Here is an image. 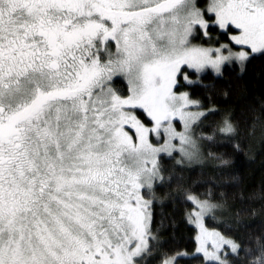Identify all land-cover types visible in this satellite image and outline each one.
I'll list each match as a JSON object with an SVG mask.
<instances>
[{
    "label": "snow or ice",
    "instance_id": "obj_1",
    "mask_svg": "<svg viewBox=\"0 0 264 264\" xmlns=\"http://www.w3.org/2000/svg\"><path fill=\"white\" fill-rule=\"evenodd\" d=\"M257 54L264 0H0V264H229L217 198L188 189L194 251L150 259L155 196L164 163L229 165L205 143L235 128L204 136L185 89ZM245 254L264 264V242Z\"/></svg>",
    "mask_w": 264,
    "mask_h": 264
},
{
    "label": "trees",
    "instance_id": "obj_2",
    "mask_svg": "<svg viewBox=\"0 0 264 264\" xmlns=\"http://www.w3.org/2000/svg\"><path fill=\"white\" fill-rule=\"evenodd\" d=\"M212 38L225 40L216 32ZM205 40L201 36L194 43ZM114 83L126 92L123 80ZM185 90L210 112L201 129L204 136L213 135L225 119L232 123L235 133L230 141L205 143V152L225 156L230 163L223 172L218 161L208 156L187 165L182 172L176 171L175 162L163 164L176 179L171 187L166 185L156 192L152 222L156 247L150 259L176 250L194 251L193 226L188 222L189 209L183 199L188 189L200 194L213 192L223 215L207 223L243 250L233 255L229 264H250L245 253L255 250L258 241L264 242V55H255L244 67H225L220 75L205 73ZM185 260L188 264L200 263L191 257Z\"/></svg>",
    "mask_w": 264,
    "mask_h": 264
},
{
    "label": "rangeland",
    "instance_id": "obj_3",
    "mask_svg": "<svg viewBox=\"0 0 264 264\" xmlns=\"http://www.w3.org/2000/svg\"><path fill=\"white\" fill-rule=\"evenodd\" d=\"M199 3H200V6L203 7L204 6V0H199ZM205 38V37H203ZM207 39V38H206ZM194 42V41H193ZM235 65V64H234ZM237 65V64H236ZM240 66V65H239ZM244 67V66H243ZM118 79V78H117ZM123 80V78H120ZM125 81V80H124ZM126 83V81H125ZM126 88H127V83H126ZM180 178V177H179ZM220 213L221 215H223V207L219 206L216 210H215V215H214V219H219V216H220ZM222 233V232H221ZM223 234V233H222ZM224 235V234H223ZM229 238V237H228ZM229 239H232V238H229ZM197 264H200V263H197Z\"/></svg>",
    "mask_w": 264,
    "mask_h": 264
}]
</instances>
